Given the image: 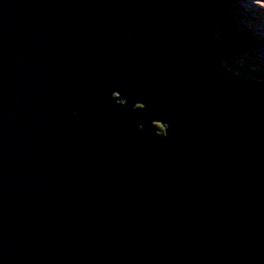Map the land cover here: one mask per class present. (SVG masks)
Masks as SVG:
<instances>
[{"label":"water","instance_id":"1","mask_svg":"<svg viewBox=\"0 0 264 264\" xmlns=\"http://www.w3.org/2000/svg\"><path fill=\"white\" fill-rule=\"evenodd\" d=\"M211 11L0 0V264H264V79Z\"/></svg>","mask_w":264,"mask_h":264},{"label":"rangeland","instance_id":"2","mask_svg":"<svg viewBox=\"0 0 264 264\" xmlns=\"http://www.w3.org/2000/svg\"><path fill=\"white\" fill-rule=\"evenodd\" d=\"M228 3L234 20L242 25L240 34L231 31L235 37H241L236 62L248 66L245 68L249 71L264 72V0H228Z\"/></svg>","mask_w":264,"mask_h":264},{"label":"trees","instance_id":"3","mask_svg":"<svg viewBox=\"0 0 264 264\" xmlns=\"http://www.w3.org/2000/svg\"><path fill=\"white\" fill-rule=\"evenodd\" d=\"M211 3L212 11L210 14L211 21L215 24L218 29L220 39L224 42L225 46L230 50V54L226 58L227 65L238 71L242 76H252L255 79H264L263 71H249L244 66L236 62L237 53L239 51V45L241 43V37H235L232 30L237 31L239 34V27H242L238 21L234 20V16L229 8L230 4L228 0H205ZM232 14V15H231ZM229 16V17H228ZM237 22V23H236ZM161 129V126H159Z\"/></svg>","mask_w":264,"mask_h":264}]
</instances>
